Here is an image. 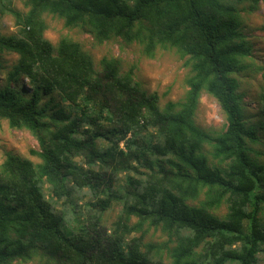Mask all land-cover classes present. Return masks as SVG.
I'll use <instances>...</instances> for the list:
<instances>
[{
	"label": "trees",
	"instance_id": "16d2710c",
	"mask_svg": "<svg viewBox=\"0 0 264 264\" xmlns=\"http://www.w3.org/2000/svg\"><path fill=\"white\" fill-rule=\"evenodd\" d=\"M261 1L0 0V25L10 15L15 27L0 32V55L15 56L0 119L32 133L38 159L0 162V264H264V149L251 145L264 147V63L254 126L237 92L253 63L240 6ZM46 14L97 43L175 49L183 97L161 105L133 65L95 62L70 37L53 43ZM203 92L223 113L220 132L194 121Z\"/></svg>",
	"mask_w": 264,
	"mask_h": 264
},
{
	"label": "rangeland",
	"instance_id": "374dc122",
	"mask_svg": "<svg viewBox=\"0 0 264 264\" xmlns=\"http://www.w3.org/2000/svg\"><path fill=\"white\" fill-rule=\"evenodd\" d=\"M12 5L20 10L24 9L23 0H12ZM242 31L245 39L251 47L250 66L237 74V92L241 94L242 118L246 127L254 126L259 120L258 93L260 86V74L257 68L264 63V1L249 11L240 6ZM46 22L45 37L55 43L62 36L79 41L88 51L95 62L102 56H117L122 61V68L134 66V79L147 90L155 92L159 97V103L163 105L169 100H179L183 97L187 86L185 78L188 67L185 58L173 48H157L151 56L144 54L142 47L137 43L125 44L116 40L97 43L90 33L80 27H66L63 21L50 14L44 15ZM13 18L10 15L3 17L0 32L4 34L15 30ZM15 56L9 53L0 55V85L4 83V76ZM26 80V79H25ZM26 82V81H25ZM28 84V83H27ZM195 123L202 129L220 132L224 127L223 113L213 97L203 92L197 104ZM254 149L263 150L261 143L251 144ZM30 149H37L36 138L30 131L24 128L10 127L6 120L0 119V162L6 153L18 156H30ZM258 160L264 161V154L259 155ZM119 210L115 205L107 212L106 217L113 219ZM225 207L221 206L217 213L222 214ZM157 238V237H156ZM33 261H14L13 264H32Z\"/></svg>",
	"mask_w": 264,
	"mask_h": 264
}]
</instances>
